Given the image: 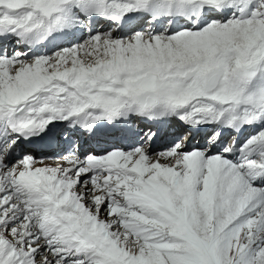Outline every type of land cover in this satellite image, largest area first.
<instances>
[{
	"label": "snow or ice",
	"instance_id": "1",
	"mask_svg": "<svg viewBox=\"0 0 264 264\" xmlns=\"http://www.w3.org/2000/svg\"><path fill=\"white\" fill-rule=\"evenodd\" d=\"M0 264H264V0H0Z\"/></svg>",
	"mask_w": 264,
	"mask_h": 264
},
{
	"label": "bare ground",
	"instance_id": "2",
	"mask_svg": "<svg viewBox=\"0 0 264 264\" xmlns=\"http://www.w3.org/2000/svg\"><path fill=\"white\" fill-rule=\"evenodd\" d=\"M37 153H39V152H37Z\"/></svg>",
	"mask_w": 264,
	"mask_h": 264
}]
</instances>
